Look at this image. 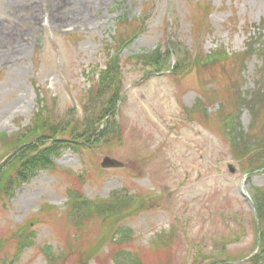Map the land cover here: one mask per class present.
<instances>
[{"label": "rangeland", "instance_id": "1", "mask_svg": "<svg viewBox=\"0 0 264 264\" xmlns=\"http://www.w3.org/2000/svg\"><path fill=\"white\" fill-rule=\"evenodd\" d=\"M132 23L135 32L118 53L122 99L111 116L120 138L92 148L67 140L52 157L56 168L39 167L6 195L0 203V264H48L49 255L58 256L57 264H118L112 253L122 251L157 264L145 255L149 248L165 264H193L198 247L213 254L221 240L235 255L230 264H250L239 257L256 247L249 194L264 196V170L245 178L246 167L240 166L248 149L239 145L241 154L234 152L221 119L235 109L240 93L247 100L257 94L251 107L239 110L237 127L255 145L264 140V87L257 83L264 80V0H0V132L31 125L39 101L63 130L98 112L104 99L90 97V87ZM68 26L71 32L63 30ZM156 48L173 66L180 48L191 55L223 49L230 58L176 76L136 61ZM202 104L208 118L199 110ZM250 108L261 112L258 120L252 121ZM257 124L261 132L255 134ZM106 156L123 168L101 166ZM76 190L89 199L125 190L143 199L116 220L93 221L92 234L76 242L80 250L66 253L63 246L76 231L67 226L66 209ZM45 203L56 210L25 232L33 233L30 244L8 260L21 240L16 226ZM171 231V249H154L156 234Z\"/></svg>", "mask_w": 264, "mask_h": 264}, {"label": "trees", "instance_id": "2", "mask_svg": "<svg viewBox=\"0 0 264 264\" xmlns=\"http://www.w3.org/2000/svg\"><path fill=\"white\" fill-rule=\"evenodd\" d=\"M122 21V20H121ZM137 26L132 23L130 26V31L128 35L117 45V48L114 49V53L109 54L108 63L104 70L101 71V77L99 81L96 83V85H93L90 88L91 96L90 97H102L105 99L104 104H102V107L97 115V117L93 120L87 121V123L82 122L81 129H83L80 133H77L74 128L75 125L71 126L72 132L71 135H74L75 138H77L78 143H81L83 148H86L88 145L91 147L94 143L97 144L99 139L107 137L106 141L107 144H111L113 141H116L118 138V131L113 130V123L111 121H108L109 117L113 115V113L116 110L117 102L121 99V96L119 95L122 84H121V78L118 73V59L116 52L120 50L121 45L124 42H127L130 40V36L133 32H135V28ZM250 47L248 45L247 49ZM163 51L159 48L147 52L142 53L141 55L136 56V61L141 62L144 66L156 68L158 71H163L165 69H170L169 66H165L160 64L162 60L165 58L163 57ZM187 55V56H185ZM230 56L225 53L223 49L215 50L212 53L209 54H188V53H178V63L173 68V73H176L178 76H182L187 71L193 69V68H199L203 67L207 64H210L214 62L215 60L219 61H225V59H229ZM260 86L264 87V80L261 82H257ZM105 97V98H104ZM251 100H247L244 93H240L237 96V99L234 104V110H231L228 113H225L222 115L221 119V130H225L227 126L226 120H230V116L234 117V119L237 118L238 112L243 105H247L248 107H251L250 105H253L254 101L259 98V95L254 94L250 95ZM250 113L252 115L253 120L256 121L260 118L261 112H258L256 109L251 108ZM200 112L201 109H199ZM54 112L52 109L46 108L44 105L39 109L38 113L35 115L34 118V125L26 128V131L32 132L31 135L34 136V138L29 141L27 144L19 146L18 143L23 140L25 137L23 133H15L12 136L6 135V134H0V145L2 148H4L8 152L10 151V155L7 158V161H11L15 158V160L10 162V166H15V168H12L9 174L7 175H1L0 180V200L4 199L3 195L7 194L8 191L16 186L18 187L23 182H26L30 179L33 172L40 168L50 166L51 168H56L54 161L52 157L55 155V152L59 149L60 144L67 142L65 139L59 138L57 125L55 124L56 121L53 118ZM205 118H208V116H204ZM84 121V120H83ZM31 129V130H30ZM257 132H261V125L257 124L256 129L253 131V133L257 134ZM250 134V133H249ZM248 132H240L237 134L241 138L243 137L244 142L246 145L250 144V137ZM264 134V133H263ZM238 136L233 138L234 142H237L239 140ZM63 137V136H62ZM64 138V137H63ZM29 138L24 139L22 142L27 140ZM238 147V146H236ZM237 152L241 154V149H236ZM263 153L260 154H254L250 157V164L253 166L251 168V165L249 164L248 171H254L256 167L255 166L257 160L259 157H262ZM14 163V164H13ZM78 178V176H77ZM79 179V178H78ZM80 181V180H79ZM73 193V192H72ZM77 196L69 197V202L67 203V209L69 210V213L66 214V220L68 221V228H72L76 230L72 234L70 233V244L63 246V249H65L66 253H69V248H75V251H79L80 248L76 246L77 243H83L84 238L92 234V226L89 228V225L93 221L99 220H116L117 217L121 216L123 212L130 208L132 205L123 204L121 200L118 198H114L113 201H107V200H87L83 197V193L79 190H76ZM264 198L262 196L261 198L256 197L257 201V211L258 216L261 225L264 227V209L262 207V203L260 199ZM53 212V207L48 204H43L40 208L39 214H33L32 216L25 219V221L19 225L16 226V230L14 232V235L21 239L18 243L17 250L14 253V256H12V260L19 258L18 256L21 253L22 247L25 245L30 244L29 237L33 235L29 231V236L27 237L25 232H27L33 225L36 224V222L41 218L42 215H47L48 213ZM33 223V224H32ZM97 230V228H96ZM261 231V237H262V247L264 252V230L262 228ZM34 232V231H33ZM126 233V232H124ZM122 229L119 231V234L123 236ZM23 235L25 238L22 240ZM28 235V234H27ZM116 235V234H115ZM2 244V240L0 239V246ZM76 246V247H75ZM169 245H166L164 247H158L159 250L162 252H166ZM154 247V246H153ZM45 250V248H43ZM93 249V248H92ZM148 249V248H147ZM156 249V247H154ZM150 253L145 251V255L149 256L152 260L156 261L157 264H165L164 259L157 256V251L153 250L152 248H149ZM89 251V250H86ZM154 251H156L154 255ZM45 254H48L45 252ZM260 254H262L260 252ZM49 255V254H48ZM114 255L115 260L118 264H146L143 260H136V254H129L124 251L119 253H112ZM52 257V259H48V264H57L59 262L58 256L55 257V255H49ZM48 256V258H49ZM161 256V255H160ZM164 257H167L165 254ZM8 257H6L7 259ZM9 259V258H8ZM260 261V255L259 259L253 260L254 262ZM5 258L0 260V262H4Z\"/></svg>", "mask_w": 264, "mask_h": 264}, {"label": "water", "instance_id": "3", "mask_svg": "<svg viewBox=\"0 0 264 264\" xmlns=\"http://www.w3.org/2000/svg\"><path fill=\"white\" fill-rule=\"evenodd\" d=\"M101 166L109 168H122L123 164L115 159L106 156L103 159Z\"/></svg>", "mask_w": 264, "mask_h": 264}, {"label": "bare ground", "instance_id": "4", "mask_svg": "<svg viewBox=\"0 0 264 264\" xmlns=\"http://www.w3.org/2000/svg\"><path fill=\"white\" fill-rule=\"evenodd\" d=\"M82 14H84V11L82 12Z\"/></svg>", "mask_w": 264, "mask_h": 264}]
</instances>
